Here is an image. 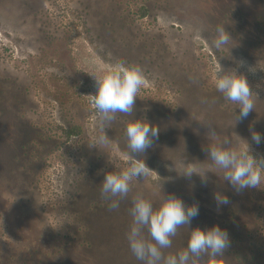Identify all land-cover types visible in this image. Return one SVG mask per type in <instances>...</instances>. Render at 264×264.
Returning a JSON list of instances; mask_svg holds the SVG:
<instances>
[{"label": "rangeland", "instance_id": "374dc122", "mask_svg": "<svg viewBox=\"0 0 264 264\" xmlns=\"http://www.w3.org/2000/svg\"><path fill=\"white\" fill-rule=\"evenodd\" d=\"M217 26L233 39L229 51L212 46ZM117 62L139 66L144 84L133 112L107 125L112 143L95 148L90 74ZM218 64L257 94L234 125L236 105L214 87ZM135 118L159 129L132 154L158 176L138 177L112 210L100 182L127 166L124 128ZM253 130L264 136V0H0V264H142L126 239L129 209L136 195L158 206L160 184L163 196L199 206L165 254L183 248L192 228L218 224L230 244L198 264H264V184L237 191L221 169L202 183L172 167L179 172L183 157L210 163L202 149L225 136L264 156ZM215 192L229 204L218 207Z\"/></svg>", "mask_w": 264, "mask_h": 264}, {"label": "clouds", "instance_id": "9594fccd", "mask_svg": "<svg viewBox=\"0 0 264 264\" xmlns=\"http://www.w3.org/2000/svg\"><path fill=\"white\" fill-rule=\"evenodd\" d=\"M213 47L222 50L233 40L224 26H217ZM243 64V61H239ZM214 74V87L226 101L236 105L233 125L248 117L254 111L257 94L254 93L243 73L233 69H223L220 64ZM95 82V93L88 94L91 108L94 110L93 127L96 131L93 137V147L108 146L112 140L106 133L109 122L116 118L117 113L131 114L135 98L144 84L142 69L137 65H125L117 62L100 75L90 74ZM232 125V126H233ZM158 127L150 124L145 118L129 120L124 128L128 152L124 154L127 166L118 171H107L100 182L101 196L108 201V207L115 210L120 200L130 191V185L138 177H144L150 170L143 158H136L132 154H142L152 146L157 137ZM208 136L215 140V129L208 127ZM251 141L260 144L264 141L257 131L250 132ZM240 138V137H239ZM241 143L231 146V139L227 136L223 140L206 145L202 150L207 153V161L186 162L183 157L179 160V172L173 165L174 171L185 178L193 174L201 182L207 180V173L213 167L223 171V179L235 190L258 188L264 184V156H253L250 144L241 139ZM158 176V175H157ZM159 193V204L154 207L153 202L143 195H136L131 203L129 214L131 223L126 232V239L132 254L142 264H198L203 253L211 257L223 254L228 248L230 239L227 231L213 224L210 227H194L189 231L186 245L175 253L165 254L162 250L170 248L171 237L175 236L177 228L188 226L198 215L199 206L196 203L185 204L175 195L163 196L161 184L156 186ZM213 199L217 206L229 204L227 195L215 192ZM145 230L147 237L145 236Z\"/></svg>", "mask_w": 264, "mask_h": 264}]
</instances>
